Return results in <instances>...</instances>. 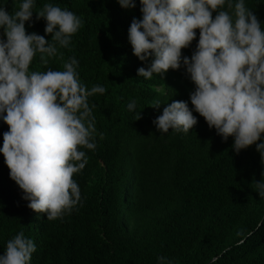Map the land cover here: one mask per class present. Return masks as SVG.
Segmentation results:
<instances>
[{
    "label": "trees",
    "instance_id": "obj_1",
    "mask_svg": "<svg viewBox=\"0 0 264 264\" xmlns=\"http://www.w3.org/2000/svg\"><path fill=\"white\" fill-rule=\"evenodd\" d=\"M67 7L83 20L63 56L30 69L62 70L70 57L86 87L101 84L106 91L89 97L94 104L95 151L85 150L88 163L73 175L82 203L54 220L37 214L22 199L0 154V254L18 231L37 245L31 264H156L158 255L175 264H264V198L254 191L264 165L255 145L235 153L233 139L223 141L203 117L189 133L160 134L152 121L173 100L189 102L195 85L183 68L169 69L163 78L145 79V66L132 52L128 29L141 18L136 7L123 9L117 0H36ZM20 0H0L14 12ZM264 22V0H245ZM214 15V14H213ZM46 22L33 14L28 33L45 34ZM197 36L182 54L191 56ZM2 35V30H0ZM74 45V46H73ZM159 99L158 109L151 102ZM136 101L135 113L127 103ZM8 126L0 121V146ZM259 141H257L258 143Z\"/></svg>",
    "mask_w": 264,
    "mask_h": 264
},
{
    "label": "clouds",
    "instance_id": "obj_2",
    "mask_svg": "<svg viewBox=\"0 0 264 264\" xmlns=\"http://www.w3.org/2000/svg\"><path fill=\"white\" fill-rule=\"evenodd\" d=\"M123 9L136 7L135 0H117ZM141 18H133L128 42L145 66L137 76L145 79L169 69L183 68L195 85L188 101L166 103L152 123L160 134L189 133L199 114L223 141L233 139L235 153L255 145L264 165V22L245 0H139ZM36 0H20L18 10L9 12L0 4V121L3 133L0 154L12 181L22 190L27 207L54 220L70 214L82 203L74 174L88 163L85 150L95 151L97 135L94 104L89 97L103 94L101 84L90 88L81 81L79 63L70 57L62 70L30 69L39 55L44 66L69 48L72 36L83 26L80 16L45 2L34 12ZM46 24L44 35L28 33L33 14ZM214 14V15H213ZM199 37L191 56L182 49ZM159 99L151 102L158 109ZM127 110L135 113L136 101ZM257 141H259L257 143ZM254 191L264 198V171ZM37 245L18 231L6 241L0 264H31ZM156 264H175L165 255Z\"/></svg>",
    "mask_w": 264,
    "mask_h": 264
},
{
    "label": "bare ground",
    "instance_id": "obj_3",
    "mask_svg": "<svg viewBox=\"0 0 264 264\" xmlns=\"http://www.w3.org/2000/svg\"><path fill=\"white\" fill-rule=\"evenodd\" d=\"M140 7V6H139ZM74 46V45H73Z\"/></svg>",
    "mask_w": 264,
    "mask_h": 264
}]
</instances>
